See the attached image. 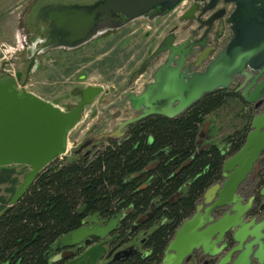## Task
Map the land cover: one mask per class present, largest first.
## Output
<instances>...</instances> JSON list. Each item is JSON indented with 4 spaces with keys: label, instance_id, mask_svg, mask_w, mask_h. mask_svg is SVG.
I'll list each match as a JSON object with an SVG mask.
<instances>
[{
    "label": "water",
    "instance_id": "1",
    "mask_svg": "<svg viewBox=\"0 0 264 264\" xmlns=\"http://www.w3.org/2000/svg\"><path fill=\"white\" fill-rule=\"evenodd\" d=\"M185 1L50 2L38 10L36 26L49 24L50 32L48 38L39 40V49V42L29 49L24 89L17 88L22 72L16 79L0 82V169L23 166L29 171L10 207L24 199L43 171L68 155L69 135L84 120L87 107L98 99L110 104L120 98H108L104 87L90 85L74 90L73 96L80 101L64 111L38 97L25 87L36 64L37 69L41 68L40 54L61 48L77 50L137 20L159 26ZM190 1L191 9L180 19L183 26L172 29L132 74L123 89V100L112 107H128L135 117L119 121L121 111L114 115L108 111L107 117L119 121L117 132L108 138L124 137L129 127L151 117L178 118L207 95L235 89L256 111L251 130L242 149L226 160L222 181L205 193L195 213L178 228L161 264H193L195 256L200 264H264V203L258 209L254 198L246 202L242 195L245 185L261 175L264 162V0ZM221 22L229 28L230 39L218 50L212 36ZM183 33H188V38L180 42L178 37ZM164 56L152 70L149 83L140 92L135 91L136 82ZM4 65L2 73H6ZM211 124L208 121L204 125L200 144L213 139ZM86 147L81 146L74 155ZM260 196L264 199V188ZM152 216L153 212L140 218L136 226ZM120 220L116 216L105 227L85 226L60 239L57 249L68 251L83 243L89 246L92 239L111 235ZM103 253V245L92 247L79 259L80 264H97Z\"/></svg>",
    "mask_w": 264,
    "mask_h": 264
},
{
    "label": "trees",
    "instance_id": "2",
    "mask_svg": "<svg viewBox=\"0 0 264 264\" xmlns=\"http://www.w3.org/2000/svg\"><path fill=\"white\" fill-rule=\"evenodd\" d=\"M232 98V91L207 95L175 119L151 117L130 128L128 136L95 156L77 155L43 171L16 206L21 187L14 168L0 169V264H55L56 243L79 230L91 216L125 217L124 226L154 208L146 224L151 258L129 264H160L181 224L196 211L205 193L222 181L226 160L238 153L246 136L236 134L222 148L201 142L207 118ZM243 100V99H242Z\"/></svg>",
    "mask_w": 264,
    "mask_h": 264
},
{
    "label": "rangeland",
    "instance_id": "3",
    "mask_svg": "<svg viewBox=\"0 0 264 264\" xmlns=\"http://www.w3.org/2000/svg\"><path fill=\"white\" fill-rule=\"evenodd\" d=\"M69 1L68 4H91L97 0ZM47 2L63 3L59 2V0H19V2L9 1L0 5L3 6V9L0 10V22L2 21L3 24L0 27V71L5 63H8L4 65L5 70L8 72L16 73L22 70L24 58L31 54L29 48H33L36 43L31 35L35 27L33 25L34 16L38 8ZM186 9L187 5L182 6L167 17L166 21H163L158 27L149 21L137 20L122 30L113 32L116 36L107 34L105 37L92 41L78 51L69 53L62 50L48 54L44 58L42 70L31 75L27 90L64 111L69 110L72 105L79 102V98L73 96L72 92L90 85L105 87V91L108 92V95L106 94L105 96L112 98L125 88L124 86L133 71L137 70L155 48L160 45L167 36L168 31L172 30L170 28L181 25L179 19ZM223 29H225L226 36L225 41L221 39L218 42L219 50L223 49L230 39V31L225 23L218 24L215 30V39ZM184 38V35H180L178 40L181 42ZM2 45H5V47ZM103 54L106 55L104 56ZM99 56L100 59L96 62V58ZM163 59L164 57L159 59L153 65V68L139 79L135 91H141L143 85L149 83L152 70ZM89 61L95 62L91 64V67L86 68ZM82 77L85 78L82 79ZM237 85L238 82H236L234 88H237ZM232 92H235V89ZM233 99H236L238 108H231L236 113L233 119H229L227 122V127L232 130V134L223 137L219 142H215L222 148H226L228 139L236 136L237 133L248 135L256 115L254 107L248 105L243 98V100L241 98ZM111 106L113 105L98 99L94 104L87 107L84 120L69 135L68 155L64 157L63 161L58 162L63 163L66 160L73 159L75 156L74 152L80 149L79 147L89 136L92 128L99 124ZM120 110L122 116L119 121L134 118L135 114L127 107H122ZM207 121L214 124L215 117L211 115L207 118ZM116 122L111 124L110 131H112ZM14 169V174H16L22 184L29 172L28 169L23 166H17ZM9 188L10 185L8 184L0 186V208L2 207L1 199L9 200L12 196L8 191ZM94 217L97 216L94 215L90 218Z\"/></svg>",
    "mask_w": 264,
    "mask_h": 264
},
{
    "label": "flooded vegetation",
    "instance_id": "4",
    "mask_svg": "<svg viewBox=\"0 0 264 264\" xmlns=\"http://www.w3.org/2000/svg\"><path fill=\"white\" fill-rule=\"evenodd\" d=\"M47 3H50V2H47ZM43 5H41L38 8V10ZM185 5H187V9L181 14L180 19L187 12H189V10L192 7V2L190 0H187L181 5V7L185 6ZM181 7H179V8H181ZM38 10H37V12H38ZM180 19H179V22H180ZM221 23L223 24L224 22H221ZM180 24H181L180 26H175V27L172 26L173 28L171 27L170 29L181 28L183 25H182V23H180ZM33 25H35V27H34V31L31 35L34 38L35 42H39V40L41 42L44 39L48 38V34L50 32L49 24H40V25L36 26V20H35V16H34ZM224 30L225 29L221 30V32L218 33L216 39H215L216 31L214 32V34L212 36V38L214 37L213 38V44L218 50L220 49L218 46V42L221 39L225 41L226 35H225ZM170 31L171 30H169L166 35H168ZM109 34H112V33H109ZM181 35L185 36L184 40H186L188 38V33H183ZM104 36H106V35H104ZM101 37H103V36H101ZM40 42L37 45V49H39L41 47ZM86 46L87 45H85L82 48H79L77 50H68L65 48H61V49L48 51L44 54H40L39 65L41 66V68L37 69L38 64H36V66L34 68V73H37V72L42 70V68L44 67L43 66L44 65V58L48 54L53 53V52H59L62 50L69 52V53H72V52L78 51L80 49H83ZM27 58H31V54L28 55ZM27 58H24V61L22 62V66H23L22 70H19L18 72H16L15 79L17 78L18 73H20V72L23 73L22 82L17 83V88L19 85L23 86V82H24L25 77L27 75V69L30 66V62H26ZM164 58H165V56H164ZM10 64H12V63H10ZM135 71H133V73ZM132 74H131V76H132ZM130 77H129V79H130ZM10 78H11L10 75H8L7 73H2L0 71V82L7 81ZM129 79H128L127 83L125 84V86L128 84ZM137 82H136V84H137ZM123 89L119 93H117L113 96V97L120 96V98L115 99L112 103H110L111 105L115 106L123 100L124 95L126 93V92H123ZM135 90H136V88H135ZM79 101H80V98H79ZM113 106L109 107L110 109H108L106 111L105 117L99 122V124H97L95 127L92 128L91 133L89 134V136L86 138V140L81 145V146L87 145V147L81 153H79L77 155L95 156V154L100 152L105 147V145H108L112 142L121 141L126 136H128L131 127L128 128L127 134L124 137H114V138H110V139L108 138L109 134L117 132L116 129H117L118 122H119V121L116 122V120H111L110 116L107 117L108 111H110V114L114 115L117 112H120L121 111L120 108H122V107H119L115 110H112ZM134 117H135V115H134ZM106 118H108L110 120L107 122ZM113 122H116V123H115V126L113 127L112 131H110L109 129H110L111 124ZM124 132H125V130H124ZM81 146L79 148H81ZM77 155H75V156H77ZM260 174L261 175L255 181H249L248 184L245 185L244 190L242 191V195L244 196V198H246V202H248L251 198H254V206L258 209L264 203V199H262V197L260 196V192L264 188V162L261 165ZM152 210L150 212H148L147 214L153 212V216H154V209H152ZM125 215L126 214H124V216ZM153 216H152V218H153ZM152 218H150L149 220H147L144 224H142L140 226H136V223L139 219L135 222L128 223L126 226H124L123 224L126 221H125L124 217L123 218L121 217V220L116 225L115 231L111 235H108L107 237H105L103 239L94 238V239H92L89 246H86L85 243H83L82 245H80L76 248H73L71 250H68V251L62 250V249L58 250L57 249V243L58 242H57L55 245L56 251H55V254L53 256V262L55 264H68V263L80 264L82 261L79 259L84 255V253L87 250H89L90 248L95 247V246H99V245H103L104 253L101 255L97 264H129L132 262H137V260L147 261L151 258V254H152L151 250L148 249L147 245H148L149 239L151 238V232L153 231V229H149L148 226H146V224L148 222H150ZM112 220H113V218L107 220V219L100 218L98 216L94 217V218H89L86 221L87 223L85 222L81 228H83L85 226H87V227H93V226L105 227L108 224H110L112 222ZM65 253H67L66 254L67 256L62 258L63 257L62 255H65ZM195 258L196 259H194L192 263L193 264H200L198 262L199 257L195 256ZM84 264H87V263H84Z\"/></svg>",
    "mask_w": 264,
    "mask_h": 264
},
{
    "label": "crops",
    "instance_id": "5",
    "mask_svg": "<svg viewBox=\"0 0 264 264\" xmlns=\"http://www.w3.org/2000/svg\"><path fill=\"white\" fill-rule=\"evenodd\" d=\"M9 1L19 2V0H0V5L2 3L9 2ZM68 1L69 0H61V1L59 0V2H63V3H67V4H68ZM70 3H73V2H70ZM2 7L3 6H0V10L3 9ZM165 21L166 20H164V22ZM1 26H3L2 21L0 22V27ZM111 35L116 36V34H113V33ZM103 37H105V36H103ZM2 46L5 47V45H2ZM100 56L96 58V62L98 61V59H100ZM94 62L95 61H89V64L86 65V68L91 67V64ZM91 86H95V85H91ZM236 105H237L236 99L232 98V99L228 100L225 107H223L222 109H220L219 111H217L216 113L213 114V116L215 117V123L211 124V133L210 134L213 138L212 141L219 142L220 139H222L223 137L232 134V130L229 127H227L228 126L227 122L229 121V119H233V116L235 115L236 112L232 111L231 108L232 107L238 108Z\"/></svg>",
    "mask_w": 264,
    "mask_h": 264
},
{
    "label": "built area",
    "instance_id": "6",
    "mask_svg": "<svg viewBox=\"0 0 264 264\" xmlns=\"http://www.w3.org/2000/svg\"><path fill=\"white\" fill-rule=\"evenodd\" d=\"M6 72H7L11 77H13V78L16 77V73H12V72H10V71H9V72L6 71ZM18 88H19L20 91H22V90L24 89V87L21 86V85H19ZM64 157H65V156H63L62 158H60L59 161H63V160H64Z\"/></svg>",
    "mask_w": 264,
    "mask_h": 264
}]
</instances>
